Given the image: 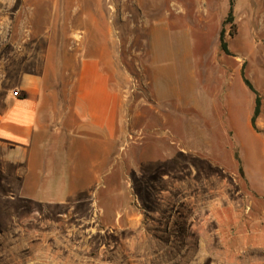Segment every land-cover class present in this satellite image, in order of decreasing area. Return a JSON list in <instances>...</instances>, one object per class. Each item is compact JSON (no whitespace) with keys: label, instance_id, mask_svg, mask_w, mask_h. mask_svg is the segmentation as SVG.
Listing matches in <instances>:
<instances>
[{"label":"rangeland","instance_id":"rangeland-1","mask_svg":"<svg viewBox=\"0 0 264 264\" xmlns=\"http://www.w3.org/2000/svg\"><path fill=\"white\" fill-rule=\"evenodd\" d=\"M31 3L0 0V108L20 95V73L43 67L44 42L13 39L15 17L21 37L38 19ZM232 3V21L230 0H207L202 21L186 11L150 45L137 11L118 4L125 144L135 145L119 154L136 165L113 179L126 190L102 194L101 209L29 199L0 147V264H264V0Z\"/></svg>","mask_w":264,"mask_h":264},{"label":"crops","instance_id":"crops-1","mask_svg":"<svg viewBox=\"0 0 264 264\" xmlns=\"http://www.w3.org/2000/svg\"><path fill=\"white\" fill-rule=\"evenodd\" d=\"M118 4L137 11L150 45L156 27L175 25L188 17L186 11L202 21L207 0H32L30 14L35 11L38 19L22 37L15 17L14 41L45 43L43 67L20 73V95L4 94L0 108L4 160L18 171L20 193L29 199L44 196L60 205L91 200L101 209L102 194L116 197L126 190L122 178L113 179L136 165L132 154H119L135 145L125 144ZM153 160L141 154V164ZM54 213L67 216L65 209Z\"/></svg>","mask_w":264,"mask_h":264},{"label":"trees","instance_id":"trees-1","mask_svg":"<svg viewBox=\"0 0 264 264\" xmlns=\"http://www.w3.org/2000/svg\"><path fill=\"white\" fill-rule=\"evenodd\" d=\"M233 20V3H232V0H230V5H229V10H228V13H227V16L225 18V20L223 21V24H225L226 22H230ZM219 46H220V49L224 52V53H228V48H227V43L225 41V32H224V29L222 28L220 30V33H219ZM243 81H244V84L245 86L253 93H255V90L252 86V84L250 83V81L245 77L243 76ZM259 108H260V100L257 96H255V99H254V107H253V113L250 117V124L253 128H255V118L259 112Z\"/></svg>","mask_w":264,"mask_h":264},{"label":"built area","instance_id":"built-area-1","mask_svg":"<svg viewBox=\"0 0 264 264\" xmlns=\"http://www.w3.org/2000/svg\"><path fill=\"white\" fill-rule=\"evenodd\" d=\"M14 95H15V96H16V95H18V92H17V91H15V92H14Z\"/></svg>","mask_w":264,"mask_h":264},{"label":"bare ground","instance_id":"bare-ground-1","mask_svg":"<svg viewBox=\"0 0 264 264\" xmlns=\"http://www.w3.org/2000/svg\"><path fill=\"white\" fill-rule=\"evenodd\" d=\"M263 153V152H262Z\"/></svg>","mask_w":264,"mask_h":264}]
</instances>
